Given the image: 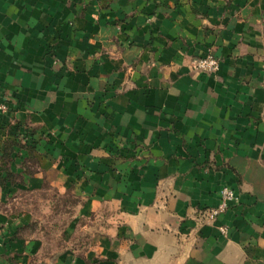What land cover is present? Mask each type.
<instances>
[{
    "label": "crops",
    "instance_id": "crops-1",
    "mask_svg": "<svg viewBox=\"0 0 264 264\" xmlns=\"http://www.w3.org/2000/svg\"><path fill=\"white\" fill-rule=\"evenodd\" d=\"M0 101V264H264V0H0Z\"/></svg>",
    "mask_w": 264,
    "mask_h": 264
},
{
    "label": "built area",
    "instance_id": "built-area-1",
    "mask_svg": "<svg viewBox=\"0 0 264 264\" xmlns=\"http://www.w3.org/2000/svg\"><path fill=\"white\" fill-rule=\"evenodd\" d=\"M192 67L195 69H199L202 72H212L215 71L217 68V61L210 55H206L204 57L194 59L192 61ZM6 110L7 107L5 103L0 101V113H4ZM219 197L220 201L217 206L205 209V211L202 212L206 221L213 220V218L217 216L226 207L227 202L234 199V193L231 188L227 186H222L219 189ZM220 231L224 232V227H221Z\"/></svg>",
    "mask_w": 264,
    "mask_h": 264
},
{
    "label": "rangeland",
    "instance_id": "rangeland-1",
    "mask_svg": "<svg viewBox=\"0 0 264 264\" xmlns=\"http://www.w3.org/2000/svg\"><path fill=\"white\" fill-rule=\"evenodd\" d=\"M2 178H8V179H10V180L15 181L16 178H17V175H15V174H13V173H10V172H3V173H2ZM20 195H21V193H20ZM62 223H63V222H62Z\"/></svg>",
    "mask_w": 264,
    "mask_h": 264
}]
</instances>
